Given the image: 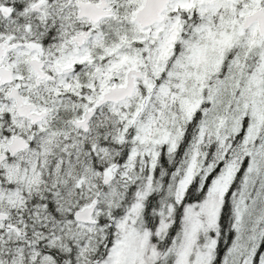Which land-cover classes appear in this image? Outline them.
Returning a JSON list of instances; mask_svg holds the SVG:
<instances>
[{
    "label": "snow or ice",
    "instance_id": "6c2138e0",
    "mask_svg": "<svg viewBox=\"0 0 264 264\" xmlns=\"http://www.w3.org/2000/svg\"><path fill=\"white\" fill-rule=\"evenodd\" d=\"M0 264H264V0H0Z\"/></svg>",
    "mask_w": 264,
    "mask_h": 264
}]
</instances>
